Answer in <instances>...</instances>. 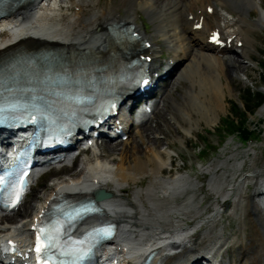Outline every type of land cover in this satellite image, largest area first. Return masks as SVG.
I'll list each match as a JSON object with an SVG mask.
<instances>
[{
	"label": "bare ground",
	"instance_id": "obj_1",
	"mask_svg": "<svg viewBox=\"0 0 264 264\" xmlns=\"http://www.w3.org/2000/svg\"><path fill=\"white\" fill-rule=\"evenodd\" d=\"M71 1V6H67ZM125 1L128 0H120L121 3ZM91 3L92 0H26L15 6L6 16L0 17V59L13 52L22 55L26 48L34 50L37 47H55L59 52L70 54L78 62L105 58L108 63L117 65L120 64V55L128 58L143 57L144 62V58L148 57L146 71L154 72L157 67L154 62L158 57L155 54H160L161 51L155 39L156 32L173 27L181 33L191 32V36L184 37L186 45L177 46L175 56L169 57L162 66L167 71L177 64L175 57L181 61L187 59L188 62L180 73L177 74V69L169 77L170 81L163 89L160 100H155L148 115L135 113L138 116L136 128L146 124L154 114L156 106L161 103L168 105L169 115L171 114L168 117L170 127L188 121L184 119L185 116L190 122L197 124L207 119L206 123L211 125L208 114L216 112L218 116L222 112L217 113L218 100L225 101L226 98L223 85L228 87L234 84V81H241L240 73L247 78L249 62L255 60V55L263 54V51H257L256 47V50L253 49L255 43L252 39L260 41V33L264 32V0H182L181 3L176 1V4L164 0H148L136 6L128 2L122 7L130 12V15L124 18H112L113 14L108 11L98 13L100 11L96 12L91 8ZM65 5L70 10L81 7L84 14L80 16L70 13L68 22L64 23L67 14L57 13V10L65 8ZM251 6L257 7L259 11L253 10ZM136 10H148L153 15V28L149 37L145 23V29L141 30L134 21ZM173 14L174 21L170 19ZM248 17L253 21H248ZM118 23L130 26L131 32L137 36L127 47L121 46V43L110 45L114 41L110 28ZM97 28L101 32L96 37L93 32ZM212 35H218V38L212 41ZM139 42L147 44L148 47H140ZM154 45H157V49ZM248 48L251 50L248 51ZM230 51L236 56L225 57ZM160 75L161 72L157 77ZM179 84H184L190 89L183 92L184 99L180 104L165 100V96H172ZM125 92L126 90L121 92V95ZM259 108V112L264 113V104ZM172 111L176 112L175 115ZM132 131L133 128L127 133L125 141ZM166 135L169 136L167 133ZM151 138L148 132L139 131L138 144L133 143L128 148H121L119 157L122 158H119V163L115 166L111 165L113 158L104 160L106 155L95 141L88 148L92 157L82 163V168L75 174L76 177L52 182L49 187H44L43 193L37 192L33 195L34 198L32 196L35 202L29 201L32 199L30 198L13 211L0 213V243L12 242L18 250L15 255L17 252L21 256L27 254L30 250L28 237L32 233L31 227L50 209L53 202L87 197L94 190H102L109 193L110 197L97 201L99 210L72 227L74 233L80 234L104 221L115 225L111 247L95 250V256L100 263L103 259L108 261L114 251L119 249L112 259L126 257L123 264H142L147 255H150L149 264H264V158L259 164V157L252 154L250 159L247 158L248 163L251 161L249 165L232 167L237 176L234 174L231 177L233 184L227 191L224 190L227 201L231 196L234 197L231 214L230 210L226 212L229 215H223V210H219L220 206L212 209L208 217L201 218L204 208L197 210L193 205L198 203L193 202L196 195L194 192H204L203 188L200 186L193 189L194 184L191 185L188 176L179 174L180 168L172 173L173 159L170 149L168 146L157 149V137ZM122 144L125 146V143ZM145 144L146 147L140 149ZM112 145H107L108 152L116 150ZM235 157L236 154H231L227 160L219 161L213 168L205 170L210 175L207 191L214 193V199L222 191L223 183L225 184L229 177L230 165L225 167V162L234 160ZM65 160L71 162L69 159ZM243 168L245 173L240 175L239 172ZM199 173L203 174L200 169ZM142 178L148 180L147 187L141 192L136 191L133 201L121 196L123 191H126V184H135ZM190 185L194 191L185 197L186 193H182V190ZM157 190L160 193L156 192ZM176 194L179 196H174ZM205 194L207 195L206 192ZM158 195L166 197L169 201L176 197V207L173 206L174 203L160 200ZM203 197L199 203L203 199L206 200V196ZM178 198L179 201L175 202ZM15 215H27L28 218L25 222L21 218L16 223H10ZM230 217L234 220L237 230L232 236H226V227L221 220ZM196 219L202 222L199 225L196 221L198 228H205L206 231L197 232L188 239L187 233L183 234L180 227L193 223ZM177 229L180 234L161 236L168 235L169 231L176 232ZM172 250L177 252L171 255ZM225 257L228 260L225 261Z\"/></svg>",
	"mask_w": 264,
	"mask_h": 264
},
{
	"label": "rangeland",
	"instance_id": "obj_2",
	"mask_svg": "<svg viewBox=\"0 0 264 264\" xmlns=\"http://www.w3.org/2000/svg\"><path fill=\"white\" fill-rule=\"evenodd\" d=\"M92 1L93 3H91V8H93L94 11L96 12L100 11L98 13H102V11L103 12L108 11V13L110 12V14H113L112 18H116V17L124 18L130 15V12H127L126 9L122 7L124 4H128V2H131L134 6H136L141 2L146 3L148 0H128L122 3L120 2V0H92ZM164 1H168V3L172 2L173 4H176V1L177 3L182 2V0H164ZM70 3H72V1L67 3L66 5L69 6ZM66 5H65V8H61V9L58 8L57 10V13L67 14V16L64 18V23L68 22L70 13H76V14H79L80 16L84 14L81 7H77L76 10L74 9L70 10L66 8ZM251 8L255 11H259L257 7L251 6ZM133 16H134L135 23L139 27H141V30L145 29L143 26V24L145 23L144 25L147 26L146 31H148L149 33L147 34V37H149L151 29L153 28V25H152L153 15L148 10H144V11L136 10ZM172 16L173 18L171 17L170 19L174 21V14ZM247 20L253 21V19L250 17H248ZM100 32L101 31L97 28L93 32V35L95 34L94 36L97 37V35H99ZM157 32L155 35L156 36L155 39L157 40L158 45H160L161 51H160V54L159 53L155 54V56H158V57L156 58V61H155L156 63L154 62V65L155 64L157 65L155 69L158 68V70H160L161 69L160 64H163L165 61H167L169 57L175 56L174 54H176L175 49L177 46L186 45V41L184 37L191 36V32L181 33L178 29L174 27L168 30H162V32L161 31H157ZM260 34H261L260 41L256 38H253L252 42L255 43V46H253L254 50H256L257 48V51H260V52L261 50L263 51L262 56L258 55L259 56L258 57L257 55H255V60L252 62H249L250 67L247 69V72H246L247 78H245L243 74L240 73L239 77L242 79L241 81H234L233 82L234 84H231L228 87L223 85L225 87V97L226 98H225V101L218 100L219 103H218L217 113L220 111L222 112H220L218 116H216V112H211L210 114H208V119L212 122L211 125L206 123L207 119L200 121L197 124L194 121L190 122L187 116H185L184 119L188 120L184 122L185 124L181 123V124H178L179 126L175 125V127L173 126L170 127V125H168L169 124L168 117L171 114L169 115L170 111L167 108L168 105L167 103L166 105L165 103H161V105L158 104V106H156V110L154 114L150 117V119L148 120L146 124L138 128L136 127L133 128L132 133L129 134L128 140H126L125 142H120L118 140L111 142L113 144L112 146L116 148L115 151L108 152V150H106V148L108 149L109 147L107 145L111 144L110 141L106 140L105 138L98 139L97 144L99 145L100 149L103 151V154L106 155L104 160L107 161L113 158L111 165L115 166L116 163H119L118 161L119 158H122V157H119V150L121 148H126V147L128 148L129 146H132L133 143L137 145L138 144L137 134L139 133V131L146 132V133L148 132V136H150V138L152 136L157 137V140L159 141L158 143L155 144V145L158 144L157 149H161L162 147L164 148L166 146H168L167 148L170 149V152L172 154V159H173L172 173L175 172L178 168H180L179 174H186L188 176V180L191 182V185L194 184V188L191 187L190 185V186H186L185 190L184 189L182 190V193H186L185 197L189 196L192 193V191H194L192 190V188L196 189V188H199L200 186L203 188L204 192L198 191V190L194 192L196 195H195V200L193 203H198V204H195V205L192 204L194 208H196L197 210H201L203 208L205 209V210L204 209L202 210L203 215L201 216V218L208 217L212 213V209L214 208L217 209V207L219 208L220 206L221 207L219 210H223V215L224 213L230 210L231 211L229 213L231 214L233 211V208L231 209V205H232V200L234 199V197L229 195V197L230 196L231 197L227 201L226 200L227 197L225 196V191H227L226 189L231 187L230 185L233 184V179L231 180V177L234 174H235L234 176H237V173H235V170L232 169V167H235V165L237 166L249 165L251 161L248 163L249 161L248 159H250V155L252 154H256L259 157L258 158L259 164H260V161L262 162V158H264V113L259 112L260 108L256 109V111L251 114L244 113V105H243L247 91L250 94L259 93L264 96V84H263V79H264V56H263L264 55V32H261ZM148 41L151 42L150 40ZM153 47L157 49V45H154ZM249 49L250 48H248V51ZM231 56H236V55L232 53L231 51L225 55V57H231ZM175 59L176 60L174 61L177 62V68H178L177 74H178L185 67L188 60L184 59L183 61H181V60H178V58L176 57ZM158 70H155V72H157ZM162 84L164 86L165 82ZM167 84L168 82H166V85ZM188 91H190L188 86L184 84H179L176 91L172 92L173 93L172 96L167 94L165 96L166 97L165 100H168L169 102L171 101V103L174 102V104L175 103L180 104V101L184 99L183 92H188ZM218 95H219V92H218ZM158 100H160V97ZM230 105L235 106V108L238 110V113L236 114V116L234 115V117L231 116L230 114ZM175 113L176 112H174L173 115H175ZM236 121L242 122V124H244L247 130L251 132L249 136V139H250L249 141L242 142L240 137L235 132L232 131L233 127L231 126L230 123L236 122ZM166 133L169 134V136L166 135ZM122 143H125V146ZM146 145L147 144H145V146L140 147V149L145 148ZM231 154H236V157L234 158V160L225 162V167L229 165L231 166V167L229 166L230 170L228 171L229 177L225 180V184L223 183L222 191L219 194H217L216 196L217 198L214 199L215 197L214 193L212 191H207L208 180L210 179V175L207 172H205V170L213 168L214 165L218 164L219 161L222 162V161L227 160V158ZM91 157H92L91 151L84 152L82 153V155L77 157V159L72 163L71 167H63L61 169H57V171H51L50 173L41 177L39 180L33 183V187L29 190L24 201L29 200L30 198H32L33 195L35 196L37 192L43 193L45 191L44 187L48 186L52 182H55L58 180H65L70 177L71 178L76 177V175L80 171V168H82V163ZM102 158H103V155H102ZM199 169L201 170V173L203 172L205 173L200 174ZM262 169H264V166ZM244 173H245V168L241 169L239 172L240 175ZM147 184H148V180L146 178H142L139 182L135 184H126L125 185L127 186L125 187L126 191H123L121 196L125 198L128 197L127 198L128 200L133 201L135 192L143 191L147 187ZM156 192L160 193L159 190H157ZM205 192L207 193V195L205 194ZM203 195L204 197L206 196L205 197L206 200L203 199L204 202L201 201L199 203ZM236 195H237L236 198H238L239 192ZM174 196H179V195L176 194ZM33 198L29 201H34ZM158 198L160 200H165L166 203H174V199L176 197L173 199H170V201L166 197L163 198L160 195H158ZM24 201L20 205H22ZM177 201H179V198L175 202ZM180 203L177 206H179ZM173 206L176 207L175 203ZM173 206H170V207H173ZM229 213H226V215L227 214L229 215ZM21 218L25 222L28 216L27 215H18V216L15 215L14 220H11L10 223H16ZM196 221L198 222V224L202 223L199 219H196L193 223H190L191 232L193 231L194 234L196 231L198 233L205 232L206 231L205 228H200V229L198 228L200 224L197 226ZM221 222L224 224V227H226V229L224 230V232L226 231L225 232L226 236L227 235L232 236L236 232L237 229L235 227L234 220L231 217L229 219L223 218ZM230 240H231V237L229 236L228 241ZM225 258H224L225 261L228 260L227 257Z\"/></svg>",
	"mask_w": 264,
	"mask_h": 264
},
{
	"label": "snow or ice",
	"instance_id": "obj_3",
	"mask_svg": "<svg viewBox=\"0 0 264 264\" xmlns=\"http://www.w3.org/2000/svg\"><path fill=\"white\" fill-rule=\"evenodd\" d=\"M5 111V109L3 107H0V114H3ZM23 180L20 181L21 184V188H18L15 192V199L12 201V207H15V205L19 202L20 196L22 194V186H23ZM59 230H57L58 232ZM98 234H103V230H97ZM42 241H46V242H42ZM58 244L56 242V239L54 236L49 235L48 233H46L44 230H39V234L37 235V246L35 248V251L39 256L44 253L46 254L47 250L53 249V248H57ZM77 249H73L67 252H63L61 253L62 255H67V256H72V259L78 260L81 257L77 256L75 253L77 252ZM45 264H47V261H45ZM61 264H64L63 261H61Z\"/></svg>",
	"mask_w": 264,
	"mask_h": 264
},
{
	"label": "trees",
	"instance_id": "obj_4",
	"mask_svg": "<svg viewBox=\"0 0 264 264\" xmlns=\"http://www.w3.org/2000/svg\"><path fill=\"white\" fill-rule=\"evenodd\" d=\"M264 81V79H263ZM251 103V105H250ZM249 104V105H248ZM264 104V96L255 93L250 94L248 91L246 93V97L244 99L243 105H244V113L251 114L256 111L260 106ZM238 113V110L235 108V106L230 105V114L234 117ZM231 126L233 127V132H235L242 141H248L249 136L251 132L247 130V128L242 124V122H231Z\"/></svg>",
	"mask_w": 264,
	"mask_h": 264
},
{
	"label": "water",
	"instance_id": "obj_5",
	"mask_svg": "<svg viewBox=\"0 0 264 264\" xmlns=\"http://www.w3.org/2000/svg\"><path fill=\"white\" fill-rule=\"evenodd\" d=\"M108 197H109V195H108V196H107V195H106V196L99 195V196H97V199H98V198H101V199H106V198H108Z\"/></svg>",
	"mask_w": 264,
	"mask_h": 264
}]
</instances>
